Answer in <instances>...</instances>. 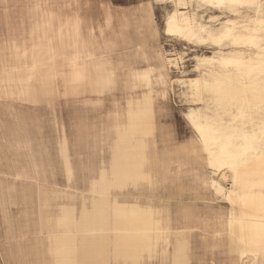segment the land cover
<instances>
[{
    "label": "bare ground",
    "instance_id": "obj_1",
    "mask_svg": "<svg viewBox=\"0 0 264 264\" xmlns=\"http://www.w3.org/2000/svg\"><path fill=\"white\" fill-rule=\"evenodd\" d=\"M149 5L129 17H118L106 10L102 21L96 22L89 14H82L75 1L70 21L54 16L46 31H56L62 37L70 29V39L62 37L64 50L43 56L37 48L39 35L29 31L27 37L23 33L10 35L7 55L0 56V100L36 102L40 95L49 104L60 84L63 94L70 95L76 119L84 121L81 129L85 138L92 141L95 152L103 155L97 167L89 164L93 176L88 180L86 195L74 191L65 196L71 205L60 207L59 236L54 238L57 247L53 249L55 264H189L191 234L199 227L206 234L203 242L210 234L211 246H225L235 264H264V152L257 148L250 152L235 172L230 167L221 169V174L227 171L230 179L217 181L225 189V194H218L210 183L205 184V173L211 171L209 156L193 123L198 140L177 144L169 139L159 120L167 100L169 61L160 48L153 51L150 44L137 42L128 34L132 29L137 36H148L150 27L155 26ZM187 13L185 8L175 13L174 28L189 27ZM200 27L196 24L189 37L202 33ZM236 59L245 63L232 66L234 69H250L249 60ZM173 61V66H177V59ZM20 71H25L24 77H12ZM217 81L227 101L238 96L234 84L218 79L193 78L184 85L193 98L199 87L195 98L202 99L204 92H208L205 85H216ZM244 98L247 100V96ZM105 102L109 108L103 107ZM10 107L4 104L5 110ZM205 117L208 116L196 118L206 125ZM262 127L264 123L258 133L249 134L255 142L260 141ZM17 139L26 141L27 152L12 150ZM0 140L5 150L14 152L15 158H25L27 168L37 163L32 140L21 127L1 132ZM237 145L242 144L234 141L226 148L222 158L228 163L232 161L227 153L235 155L241 151ZM213 148L220 156L219 148ZM58 158L70 183L74 166L63 134ZM6 161L11 162L10 166L17 164L14 160ZM189 167L194 173L193 181L227 205L225 214H218L212 222L196 223L191 208L179 209L176 204L181 199L179 192ZM76 243L84 250L78 262ZM30 252L27 249L19 255H6L5 259L33 264L37 254Z\"/></svg>",
    "mask_w": 264,
    "mask_h": 264
},
{
    "label": "rangeland",
    "instance_id": "obj_2",
    "mask_svg": "<svg viewBox=\"0 0 264 264\" xmlns=\"http://www.w3.org/2000/svg\"><path fill=\"white\" fill-rule=\"evenodd\" d=\"M75 1L81 13L89 14L96 22L102 21V15L106 10L118 17L123 15L129 17L131 13L147 9V5H151L156 27H150L148 36H137L132 29L128 30V34L131 39L137 42L150 44L153 51H158L160 48L165 58L171 61L168 65L169 77L165 86L167 100L159 119L170 140L177 144L186 143L190 139L198 140L189 115L191 114L195 118L201 115L211 116L216 111L215 105H211L212 111H209L212 99L209 91L204 92L202 99L195 98L194 100L184 85L188 79L199 77L208 80L218 79L234 84L238 88L239 94L233 100L238 101V106L232 104V100H228L229 116L234 112L236 117H240L235 120L236 126L246 129L248 135L251 131L259 132L261 124L264 123V78L261 77L259 70L246 68L236 70L232 66L225 67L221 63L206 65L200 63L204 58L212 59L213 48L216 49L217 60L218 57H229L235 51L236 58L256 61V55H245L258 51V49L250 47L246 40H241L236 44L229 43L223 49L217 44L201 43L200 40L201 37L208 40L207 32L209 30L215 32L218 27H222L219 21L226 15L241 24H247L251 29H258L259 8L255 10L243 9L242 16L222 13L219 9L198 10L195 13L199 18L197 24L203 26L205 31L196 32L189 37V40H185L169 36L167 31L168 19L173 13L184 10L182 7L176 8L173 0H167V3L165 0H0V56L7 55L5 48L8 46V40L12 37L10 35L23 33L24 37H27L29 31L39 35L40 40L37 48L43 56L44 54L51 56L62 49L64 50L62 37H66L68 41L70 29L63 33L62 37L56 31H46L52 25L54 16H59L62 21H70ZM180 2L192 4L202 2V0H177V3ZM260 2L261 0H256L257 4ZM186 11L189 13L192 10L186 9ZM212 14L216 15V19H213ZM238 31L243 36H255L257 44L259 43L261 36L259 31L245 32L242 28ZM190 40L193 42L190 43ZM178 58L181 59V63L179 66H173L175 63L173 60ZM198 63H200V67L197 71ZM1 67L0 58V69ZM179 81H184V83L181 84ZM244 89L247 91L244 92ZM244 96H247V100ZM37 97L36 102L16 98L3 100L6 102L0 100V133L6 132L14 126L24 129L32 140V149L38 162L37 170L41 184H47L59 190H67L68 183L58 158V145L63 134L67 141L68 154L74 166V176L69 185L72 186V191L86 195L88 180L93 176L89 164L93 163L97 167L103 155L95 152L92 148V141L85 138L81 129L84 121L76 119L70 95L63 94L60 84L57 85L56 92L51 95V103L43 101L40 95ZM4 104H9L12 108L7 111ZM103 107L109 108L110 105L105 102ZM241 109H243V115ZM237 142L243 144V141ZM255 145L257 149H261L260 141H256ZM25 152V150L22 151V153ZM13 154V151L5 150L4 142L0 140V159L2 160L0 162V186L4 185V179H8V186L11 189H9L10 195L6 199L12 203L9 205V212L13 218L22 222L23 211L26 207L29 208V205L21 200L20 191L29 188L28 184H21L17 180L13 181L14 175L21 172H26L27 176L31 178L37 175L29 171L25 165L24 157L15 158ZM6 160L17 161V164L10 166L11 162ZM187 170L188 172L183 176V190L179 192L181 199H177L176 202L178 208H191L193 215L197 217L194 220L201 224L214 221L218 214L224 215L227 205L223 201L215 199L211 192L193 181L194 173L190 172V167ZM32 181V179L27 180L28 183ZM224 186L229 188L228 183H224ZM3 191L5 192V190ZM1 194L0 190V200ZM31 200L35 201L34 195ZM201 224L199 225L201 226ZM5 227L0 212V264H6L4 260L5 248H2ZM208 232L210 233V230ZM204 235L206 234L200 227L193 230L190 238L189 264H235L232 255L229 254L225 246L212 247L209 240L211 235L208 234L207 242H203Z\"/></svg>",
    "mask_w": 264,
    "mask_h": 264
},
{
    "label": "snow or ice",
    "instance_id": "obj_3",
    "mask_svg": "<svg viewBox=\"0 0 264 264\" xmlns=\"http://www.w3.org/2000/svg\"><path fill=\"white\" fill-rule=\"evenodd\" d=\"M167 3V0H165ZM173 4L176 8H185L191 9L189 13L185 14L189 19L186 20V23L189 25L188 28L185 29H176L173 26V18L175 13H173L172 17L168 19V34L169 36H179L182 39L189 40V34L193 33L196 28L197 20L199 19L196 16V11L204 9H219L222 13H232L235 16H242L243 9L255 10L257 8L260 9L259 12V28L251 29L247 24H241L239 21L232 20L227 15L220 19L219 24L222 27H218L217 31L213 32L209 30L208 40H204L201 37L200 42L206 44H217L221 47V49L226 48L229 43L236 44L241 40H246L248 45L252 48L258 49L256 53H246L245 55L252 56L256 55L257 60L247 62L248 67L251 69H258L261 77L264 78V0H261L259 4L256 3V0H202L199 3L188 4L186 2L177 3V0H173ZM151 7V5H149ZM213 19H216V15L212 14ZM243 29L245 32L259 31L261 36L259 38V43L256 42V37L252 35L243 36L238 31L239 29ZM200 31L204 32L205 28L203 26L200 27ZM190 43L193 41H189ZM213 57L211 60L204 58L200 63L203 64H215L221 63L225 67L235 66L239 67L245 63V61L236 59L235 51L232 55H230L226 59L217 60L216 57V49L213 48ZM171 63V61H169ZM181 63V59H177V66ZM200 63L197 64L196 70H199ZM181 84L184 81H179ZM198 84L199 82H194ZM206 90L209 91L210 97V108L209 111H212L211 105H215L216 111L214 115L205 117L207 120V124L205 125L200 119L195 118L193 115H189V119L192 120L193 126L196 128V131L200 133L201 139L204 141L205 150L208 152V168L211 170L210 172L205 173V184L206 186L210 183L211 187L216 189L218 194H225V189L218 184V180H227L230 177L225 171L221 174V169L231 168L233 172L236 171L238 167V163L246 160L248 154L250 152L256 151L255 138L250 137L246 131V129H240L236 126L235 120H238L240 117H236L233 112L231 116H229L227 101L221 92L219 91V81H217L216 85L206 84ZM200 89L197 87L195 95L199 93ZM232 104L238 106V101L232 100ZM243 115V109L240 110ZM227 141V145L225 144ZM234 141H243L242 145H237L241 149L237 154L233 155L232 153H227L228 158L232 161V163H228L222 157L226 152V148L233 145ZM261 151L264 152V127H262L261 137H260ZM213 146L218 147L220 151V156L217 155V152L214 150ZM145 181L150 183V178L144 177ZM229 198L231 197V193H228ZM264 239V237H262Z\"/></svg>",
    "mask_w": 264,
    "mask_h": 264
},
{
    "label": "crops",
    "instance_id": "obj_4",
    "mask_svg": "<svg viewBox=\"0 0 264 264\" xmlns=\"http://www.w3.org/2000/svg\"><path fill=\"white\" fill-rule=\"evenodd\" d=\"M24 72L25 71L14 73L12 77H24ZM25 145L26 141L24 139L22 141L21 139L14 140L12 143V150L26 151ZM13 165L15 164L13 163ZM37 167L38 162H33V165L28 166L29 171L37 175L34 178L28 177L27 175L22 176L21 173L14 175L15 179H13V181L17 180L21 184H28L27 187L29 188L20 191V196H22L21 200L24 201L26 205L27 203L29 205V208L26 207L23 211L22 222L19 219L13 218L9 212V205L12 203L6 199L10 195L9 189H11L8 186V179H4V185L0 186V190L2 192L0 200V212L3 222L6 226V231L3 238L4 244L2 248H5L4 258L6 255H19L28 249L31 252H35L37 254L33 264H55V256L53 252L57 246H55L56 243H54V238L59 236L57 222L59 221V218L62 217V215H60V207L71 205V201L65 196L74 193V191H72V186H70L69 183L67 185V190H59L53 186L51 187L47 184H41V181L39 180L40 178L38 177ZM30 179L33 181L28 183L27 180ZM3 190H5V192ZM32 195L35 196L34 202L31 200ZM78 246L80 245L76 243L75 259L77 262L82 258L83 254L80 255V253L84 252L83 249H80V247L82 248V245L80 247ZM98 253L101 254V251ZM4 260L6 264H24V262L17 260ZM99 263L100 262H98V264Z\"/></svg>",
    "mask_w": 264,
    "mask_h": 264
}]
</instances>
